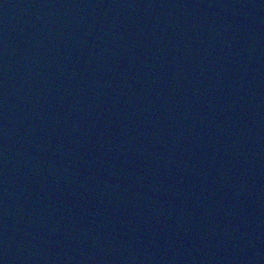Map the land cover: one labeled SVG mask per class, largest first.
<instances>
[{
    "label": "water",
    "instance_id": "95a60500",
    "mask_svg": "<svg viewBox=\"0 0 264 264\" xmlns=\"http://www.w3.org/2000/svg\"><path fill=\"white\" fill-rule=\"evenodd\" d=\"M0 264H264V0H0Z\"/></svg>",
    "mask_w": 264,
    "mask_h": 264
}]
</instances>
